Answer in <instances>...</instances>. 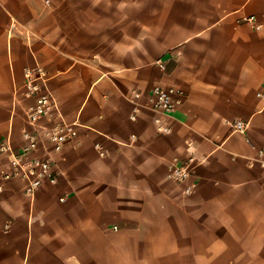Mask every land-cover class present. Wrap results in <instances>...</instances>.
<instances>
[{
  "label": "crops",
  "instance_id": "obj_1",
  "mask_svg": "<svg viewBox=\"0 0 264 264\" xmlns=\"http://www.w3.org/2000/svg\"><path fill=\"white\" fill-rule=\"evenodd\" d=\"M36 65L76 135L33 197L0 158V264H264V0H0V139L15 147L31 100L13 92ZM154 86L182 104L152 112ZM190 155V178L170 180Z\"/></svg>",
  "mask_w": 264,
  "mask_h": 264
},
{
  "label": "built area",
  "instance_id": "obj_2",
  "mask_svg": "<svg viewBox=\"0 0 264 264\" xmlns=\"http://www.w3.org/2000/svg\"><path fill=\"white\" fill-rule=\"evenodd\" d=\"M254 22V17L248 18ZM260 28L261 24H255ZM157 65L164 69V64L160 59ZM24 83L21 90H15L14 104L22 106L26 100H31L26 106H22L21 143L15 147L12 141L11 129L0 139V158L6 162V167L1 173V178L7 180H19L22 183L23 192L33 197L34 194L43 186L45 182L56 184L58 175L61 173L56 167L55 154L60 152L63 144L76 135V123L66 122L60 112L59 106L47 86L48 76L45 70L36 65L26 67L24 70ZM141 94L135 92L131 101L133 102L132 111L129 115L131 119L136 118L142 104L136 100L141 99ZM184 92L176 87L166 88L160 86L152 87L145 95L146 106L152 112L168 116L182 104ZM256 97L264 100V80L262 87L256 92ZM52 124L46 122L52 121ZM154 123L159 132H169L170 127L165 119L160 116L154 118ZM233 131L244 133L246 124L243 120L230 122ZM136 138L135 135L131 136ZM256 161L264 167V151H259ZM195 158L190 155L183 159H173L167 169V177L175 182H186L193 173ZM2 186L0 185V192ZM190 187L186 186L183 192L188 193ZM63 200V198H61Z\"/></svg>",
  "mask_w": 264,
  "mask_h": 264
},
{
  "label": "rangeland",
  "instance_id": "obj_3",
  "mask_svg": "<svg viewBox=\"0 0 264 264\" xmlns=\"http://www.w3.org/2000/svg\"><path fill=\"white\" fill-rule=\"evenodd\" d=\"M248 237V236H247ZM249 238V237H248ZM229 242H232V238L230 237L229 238ZM214 261L213 260H211V263H213Z\"/></svg>",
  "mask_w": 264,
  "mask_h": 264
}]
</instances>
